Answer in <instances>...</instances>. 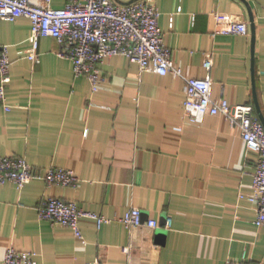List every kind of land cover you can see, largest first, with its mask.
<instances>
[{
	"label": "crops",
	"instance_id": "obj_1",
	"mask_svg": "<svg viewBox=\"0 0 264 264\" xmlns=\"http://www.w3.org/2000/svg\"><path fill=\"white\" fill-rule=\"evenodd\" d=\"M145 1L158 7L165 43L184 75L209 74L214 98L254 104L264 124V0ZM227 21L246 22L249 34L215 33ZM31 30L26 17L0 19V44L12 61L10 110L0 103V155L24 157L42 172L72 170L79 183L1 186L0 261L14 247L34 253L38 264H226L244 255L248 264H264V226L255 224L256 205L240 198L252 192L258 155L241 130L221 115L192 122L182 78L141 71L123 55L101 65L98 91L75 76L54 38H40L36 64L27 57ZM48 197L75 201L109 221L98 227L81 219L80 238L40 219ZM133 207L159 227H127L120 220Z\"/></svg>",
	"mask_w": 264,
	"mask_h": 264
},
{
	"label": "built area",
	"instance_id": "obj_2",
	"mask_svg": "<svg viewBox=\"0 0 264 264\" xmlns=\"http://www.w3.org/2000/svg\"><path fill=\"white\" fill-rule=\"evenodd\" d=\"M53 0H0V19L15 21L26 17L32 25L31 48L27 57L39 64V40L42 37L56 39L60 55L73 63L75 76L86 77L93 91H98L102 81L101 65L109 58L123 55L139 64L141 71H154L159 75L171 74L185 82L184 110L188 119L201 123L207 115H221L232 126L241 130L242 138L249 151L258 155L253 175L252 192L240 193L257 207L255 224L264 226V124L255 115L254 104H231L227 99L212 96V79H197L184 75L172 58L171 49L165 43V34L159 27L160 11L157 6L145 0L120 4L115 0H67L65 7L56 9ZM217 34L248 35L249 27L244 21L219 23ZM214 61L210 56L204 62L210 72ZM9 47L0 44V103L10 110L6 103V89L11 82ZM33 180H43L48 186L75 187L79 178L72 170L51 166L45 172L33 167L26 158L15 155H0V187L14 183L19 189ZM42 220L71 228L83 238L80 220L91 218L98 227L109 220L97 213L85 211L75 201L56 197L46 198L38 210ZM127 227L146 225L158 228L156 220L143 219L142 211L131 208L120 220ZM172 224L166 220V228ZM0 264H38L35 254L10 247ZM226 264H248L246 255L241 261Z\"/></svg>",
	"mask_w": 264,
	"mask_h": 264
},
{
	"label": "water",
	"instance_id": "obj_3",
	"mask_svg": "<svg viewBox=\"0 0 264 264\" xmlns=\"http://www.w3.org/2000/svg\"><path fill=\"white\" fill-rule=\"evenodd\" d=\"M251 22H253V19H251ZM254 26H252L253 28ZM254 97H255V103H256V106L258 107L259 106V103H258V98H257V93H256V89H254Z\"/></svg>",
	"mask_w": 264,
	"mask_h": 264
}]
</instances>
